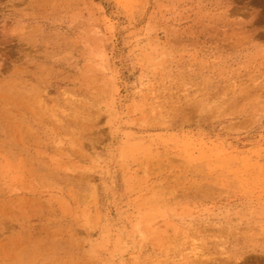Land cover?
Wrapping results in <instances>:
<instances>
[{"label":"rangeland","instance_id":"rangeland-1","mask_svg":"<svg viewBox=\"0 0 264 264\" xmlns=\"http://www.w3.org/2000/svg\"><path fill=\"white\" fill-rule=\"evenodd\" d=\"M0 264H264V0H0Z\"/></svg>","mask_w":264,"mask_h":264}]
</instances>
